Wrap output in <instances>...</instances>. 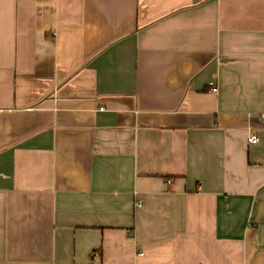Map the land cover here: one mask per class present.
Instances as JSON below:
<instances>
[{"label": "crops", "instance_id": "0c3cea01", "mask_svg": "<svg viewBox=\"0 0 264 264\" xmlns=\"http://www.w3.org/2000/svg\"><path fill=\"white\" fill-rule=\"evenodd\" d=\"M262 116L264 0H0V264H264Z\"/></svg>", "mask_w": 264, "mask_h": 264}, {"label": "built area", "instance_id": "2783aa9c", "mask_svg": "<svg viewBox=\"0 0 264 264\" xmlns=\"http://www.w3.org/2000/svg\"><path fill=\"white\" fill-rule=\"evenodd\" d=\"M214 92H216V90H214ZM261 122H262V125L264 126V116H262ZM258 141H259V139H258L257 135L251 134L249 142L250 143H257Z\"/></svg>", "mask_w": 264, "mask_h": 264}]
</instances>
